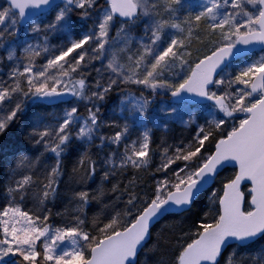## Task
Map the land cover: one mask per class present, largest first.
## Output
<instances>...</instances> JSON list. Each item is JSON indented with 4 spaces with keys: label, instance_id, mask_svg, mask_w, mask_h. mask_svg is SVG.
Segmentation results:
<instances>
[{
    "label": "snow or ice",
    "instance_id": "6c2138e0",
    "mask_svg": "<svg viewBox=\"0 0 264 264\" xmlns=\"http://www.w3.org/2000/svg\"><path fill=\"white\" fill-rule=\"evenodd\" d=\"M0 51V264H264V0H6Z\"/></svg>",
    "mask_w": 264,
    "mask_h": 264
},
{
    "label": "trees",
    "instance_id": "16d2710c",
    "mask_svg": "<svg viewBox=\"0 0 264 264\" xmlns=\"http://www.w3.org/2000/svg\"><path fill=\"white\" fill-rule=\"evenodd\" d=\"M6 6V1L5 0H0V7ZM61 39V37H53L52 38V43H58L59 40ZM4 55L3 51H0V56ZM3 67H7V64L3 65ZM161 97H157V105H159L160 101H161ZM117 97L115 94H113L112 98H110L106 104L104 105V111L106 115H110L111 109L113 108L114 104L116 103ZM51 109H49L50 111ZM186 118V117H185ZM155 131V135L157 137H159L161 135V132L159 130H154ZM191 130H186L184 129L182 126L180 125H175L173 127V131L172 133H170V135H173L177 138H179L181 135H188L189 132ZM19 134V126H13V128L11 129L8 137L3 138V141L0 142H4V141H12L14 140ZM67 165V169L68 171L71 170V163L70 162H66ZM3 167H4V162H3V157H0V183H2V178H3ZM70 187V185L67 184H62L61 185V191H64L66 188ZM214 190V189H213ZM3 188L0 187V193H2ZM67 204V201L64 200L63 202L58 201L57 204L55 206H53V212H58V211H62L63 208L65 207V205ZM208 204V196L204 195L202 197V199L199 201V203L197 204V206L193 209V212L190 214L192 216H195V214L199 213L200 215H202V212H200V209L205 208V206ZM97 209L95 207H93L92 210L89 211V215H92V212L96 211ZM57 220H59V218H56ZM186 223H191V220L186 221ZM159 230V229H157ZM155 242V237L153 238L152 241L149 242L148 247L150 248L152 243ZM142 260L146 259L148 264H153V261L156 259L155 256H153V254L151 252H146L144 255H142L141 257Z\"/></svg>",
    "mask_w": 264,
    "mask_h": 264
},
{
    "label": "water",
    "instance_id": "95a60500",
    "mask_svg": "<svg viewBox=\"0 0 264 264\" xmlns=\"http://www.w3.org/2000/svg\"><path fill=\"white\" fill-rule=\"evenodd\" d=\"M6 1V0H5Z\"/></svg>",
    "mask_w": 264,
    "mask_h": 264
}]
</instances>
